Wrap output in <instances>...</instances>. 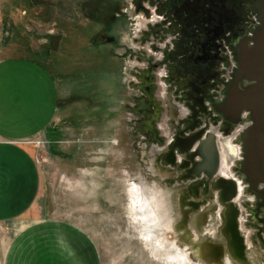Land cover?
<instances>
[{"label": "rangeland", "instance_id": "1", "mask_svg": "<svg viewBox=\"0 0 264 264\" xmlns=\"http://www.w3.org/2000/svg\"><path fill=\"white\" fill-rule=\"evenodd\" d=\"M133 1L43 0L27 8L22 0H0L1 202L5 177L14 183L18 177L13 176L23 166L22 147L15 141L46 124L55 112L59 121H50L26 146L34 148L38 166L35 204L40 216L74 222L73 229L62 223L68 239L59 243L62 249L70 246L90 254L86 260L97 256L100 264H208L199 256L200 241H194L190 230L181 229L182 209H176L173 193L162 181L160 134L145 132L143 124H127L130 117L140 116L136 110L141 105L140 96H128L130 79L136 80L128 71L144 64L127 53L153 56L149 42L142 48L136 40L155 20L154 15L134 12ZM78 27L87 29L88 45L75 47L74 41L69 49L60 46L57 57L44 55L47 35L67 40L71 33L77 36ZM106 35L118 44L107 43ZM51 71L54 77L46 73ZM48 88L53 90L56 109L54 101L48 105ZM34 113V124H19ZM170 114L163 108L159 118ZM132 186L140 190L131 195ZM136 196L146 201L147 210L134 208L138 204L131 197ZM144 219L152 222L146 226L152 230L146 240ZM13 227L0 221V264ZM191 247L196 256H189Z\"/></svg>", "mask_w": 264, "mask_h": 264}, {"label": "flooded vegetation", "instance_id": "2", "mask_svg": "<svg viewBox=\"0 0 264 264\" xmlns=\"http://www.w3.org/2000/svg\"><path fill=\"white\" fill-rule=\"evenodd\" d=\"M131 7L155 20L136 40L142 48L149 42L153 56L127 53L144 62L128 71L136 79L128 96H140L136 112L144 118L132 116L127 124L160 134L162 181L182 209L181 229L200 241L199 256L208 264H264V184L253 188L238 172L250 114L243 110L232 124L218 111L237 67L236 46L245 37L254 44L264 0H134ZM237 84L243 89L249 82ZM126 104L129 110L131 99ZM163 108L171 112L165 120Z\"/></svg>", "mask_w": 264, "mask_h": 264}, {"label": "crops", "instance_id": "3", "mask_svg": "<svg viewBox=\"0 0 264 264\" xmlns=\"http://www.w3.org/2000/svg\"><path fill=\"white\" fill-rule=\"evenodd\" d=\"M46 73L54 77L52 71ZM2 77L0 75V78ZM2 88L0 82V95H2ZM45 89L47 91L46 87ZM48 91L50 92L48 105L52 106L54 101L55 107L53 90L48 88ZM35 114L37 113H34V117L31 119L28 116L29 121L21 120L19 124L22 127H24L23 124H34ZM56 116L57 114L54 112L46 124L34 127L30 133H22L21 139L15 141L17 145L22 147L20 148V160L23 166L17 169L18 173L13 176L18 177L14 183L11 181L12 178L5 177L8 182L4 181L3 192L6 195L3 197V202H1L2 179H0V221L15 226L7 244L4 264H100L97 256L94 260H86L85 257H89L90 254L82 253L70 246L62 249L59 243L65 244L68 241L62 223H69L68 220L40 216V208H37L38 206L35 204L40 177L38 166L34 160V148L30 145L26 146V144L29 140L41 135V130L43 127L49 126L50 121L58 122L59 118ZM51 127L53 128L54 124H51ZM9 175L11 177L10 173ZM23 193H26L25 197H22ZM45 224L50 225V227L46 228ZM69 224L73 229L74 222Z\"/></svg>", "mask_w": 264, "mask_h": 264}, {"label": "water", "instance_id": "4", "mask_svg": "<svg viewBox=\"0 0 264 264\" xmlns=\"http://www.w3.org/2000/svg\"><path fill=\"white\" fill-rule=\"evenodd\" d=\"M254 44L249 46L244 38L236 46L237 67L228 87L224 110L219 113L232 124L242 118L243 110L249 111L252 125L243 134L244 158L238 172L246 177L253 188L264 184V18L262 26L254 31ZM107 43H114L113 36H107ZM249 84L239 89L238 82Z\"/></svg>", "mask_w": 264, "mask_h": 264}, {"label": "trees", "instance_id": "5", "mask_svg": "<svg viewBox=\"0 0 264 264\" xmlns=\"http://www.w3.org/2000/svg\"><path fill=\"white\" fill-rule=\"evenodd\" d=\"M27 6V8L29 7H34L40 4H43V0H22ZM23 10L25 12V9L23 7ZM98 17V16H96ZM74 32L76 33V37L74 36L73 33L70 34L69 38L67 40H61L59 37L56 36H52V35H47L49 37V42L46 45L47 50L44 52V55L49 56V55H53L55 57H57V49L62 46L63 48H71V45H74V41L77 43V45H75V47H78L79 43H86L88 45V36H87V29L84 27H78L76 30H74ZM85 44V45H86ZM54 50H56V52H53ZM73 50V49H72ZM73 52V51H72ZM36 57V56H35ZM73 57H77L74 52H73ZM39 59L36 60V62H39V60L41 59L40 57H38ZM45 65V64H44Z\"/></svg>", "mask_w": 264, "mask_h": 264}, {"label": "bare ground", "instance_id": "6", "mask_svg": "<svg viewBox=\"0 0 264 264\" xmlns=\"http://www.w3.org/2000/svg\"><path fill=\"white\" fill-rule=\"evenodd\" d=\"M138 187L137 186H132V188L130 189V194L132 195L133 193H135V190H136V193H137V191H139L138 189H137ZM135 193V194H136ZM139 195V194H138ZM140 198H142V197H140ZM138 200H140V201H138ZM131 201L133 202V203H136V204H138L136 207H134V208H138V210H143L144 208H146V210H147V207H148V205L146 206V201H144L143 199H139L138 198V196H136V200H135V198L134 197H131ZM131 202V203H132ZM132 206V205H131ZM143 212V211H142ZM142 212H141V214H142ZM144 213V216H147L145 213L146 212H143ZM149 216V215H148ZM143 218V217H142ZM145 220V219H144ZM145 222L146 223H144V225H145V227L146 226H149L150 224H152V222L151 221H148V220H145ZM154 224V223H153ZM143 227V226H142ZM145 227H143L144 229H145V234L143 235V238L144 237H150V234H152V230L150 231L147 227L145 228ZM149 228H151V227H149ZM148 229V230H147ZM154 231V230H153ZM143 232V231H142ZM153 236V235H152ZM156 237V236H155ZM146 240V239H145ZM157 240V239H156ZM155 240V241H156ZM151 241V240H150ZM158 241V240H157ZM157 243V242H156ZM156 248V247H155ZM154 249V248H153ZM155 251V250H154ZM159 255V254H158ZM181 256V255H180ZM173 258V257H172ZM177 258V257H176ZM181 258V257H180ZM184 258H186V257H184ZM172 260V259H171ZM176 260V259H175ZM174 260V261H175ZM186 260V259H185ZM178 261V260H177Z\"/></svg>", "mask_w": 264, "mask_h": 264}, {"label": "clouds", "instance_id": "7", "mask_svg": "<svg viewBox=\"0 0 264 264\" xmlns=\"http://www.w3.org/2000/svg\"><path fill=\"white\" fill-rule=\"evenodd\" d=\"M144 239H148V237H144Z\"/></svg>", "mask_w": 264, "mask_h": 264}]
</instances>
